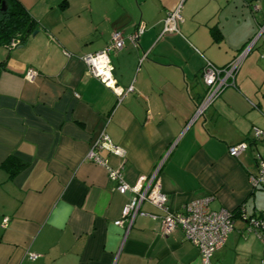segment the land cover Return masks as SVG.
<instances>
[{"label":"crops","instance_id":"obj_1","mask_svg":"<svg viewBox=\"0 0 264 264\" xmlns=\"http://www.w3.org/2000/svg\"><path fill=\"white\" fill-rule=\"evenodd\" d=\"M13 1L33 29L16 47L0 43V264H203L181 229L161 234L162 212L148 202L140 210L156 218L118 224L133 193H119L107 169L86 159L102 132L125 156L97 151L128 184L148 179L159 164L170 211L211 196L213 211L241 206L264 220V188L248 181L264 161V144L251 139L254 127L264 129V33L240 63L235 86L191 121L205 60L221 67L234 59L264 26V0ZM178 6L177 31L163 32ZM139 21L145 30L133 46L127 36ZM114 31L125 39L110 55L113 77L132 86L120 102L81 59ZM238 142L248 147L232 157L228 147ZM8 158L25 165L11 175L17 166L4 167ZM210 261L264 264V237L235 215Z\"/></svg>","mask_w":264,"mask_h":264},{"label":"built area","instance_id":"obj_2","mask_svg":"<svg viewBox=\"0 0 264 264\" xmlns=\"http://www.w3.org/2000/svg\"><path fill=\"white\" fill-rule=\"evenodd\" d=\"M179 8L178 6V8L166 14L163 19V32L172 33L177 31L176 22L178 18H180L178 15ZM144 30L145 24L143 21H139L135 24L132 32L127 36L133 46L137 45L138 39ZM262 33H264V26H261L257 34L244 46L234 59L224 66L219 67L205 60L200 71V79L204 86V91L199 102L195 105L191 121L202 116L205 110L225 88L235 86L234 78L240 63ZM124 39L125 37L121 31H114L107 44L101 50L85 54L81 57L82 61L87 66L88 72L105 86L110 87L116 94L118 102L132 91V86L126 89L118 86L112 73L113 65L110 55L124 46ZM18 44L19 40L17 38L12 39L9 42V47L13 48ZM62 53L64 55L69 54L66 50H62ZM260 58L264 60V51L260 53ZM34 74L35 72L32 69L26 72L28 79H32ZM251 139L254 142L264 144V129L254 127ZM247 147V142H238L228 147V154L232 157H236L242 151L246 150ZM100 149H105L120 157L125 156V150L118 145H114L107 134L102 132L94 146L86 154V159L107 169L108 177L115 182L116 189L119 193H125L126 191L133 193V197L126 202L121 210L122 219L118 221V224H122L123 220H127L129 226L136 215L156 218V214L140 210V204L142 202H148L162 212L159 223V229L162 235H167L176 228L181 229L185 238L198 248L202 256L203 264H219L212 263L210 258L212 254L224 244L227 234L233 228L234 220L231 210H211L208 207L211 196H206L201 199L187 202L183 205L181 211L172 212L168 207L167 196L162 192L157 177L159 164L148 179L142 176L136 184L130 185L124 180L121 168H111L108 165L107 159L99 155L97 150ZM256 164L257 173L250 174L248 181L251 188H264V161L258 160ZM145 180L146 184L144 185L143 182ZM241 216L246 222L247 229L254 231L260 238L264 237V220L256 216L244 215L242 209L240 210V217ZM7 221V217L3 218V227L7 225ZM31 257L34 258L36 255L31 254Z\"/></svg>","mask_w":264,"mask_h":264},{"label":"trees","instance_id":"obj_3","mask_svg":"<svg viewBox=\"0 0 264 264\" xmlns=\"http://www.w3.org/2000/svg\"><path fill=\"white\" fill-rule=\"evenodd\" d=\"M4 1L7 5V9L4 13L0 12V43L10 49L9 42L12 39L17 38L20 41L23 36L33 29V20L30 15L13 0ZM15 164L17 166L16 169L10 170V174L13 175L16 171H19L24 167L25 164L23 162L14 158H8L3 166L11 168ZM240 210L241 206L236 209V213L232 211L233 220L235 215L240 216Z\"/></svg>","mask_w":264,"mask_h":264},{"label":"flooded vegetation","instance_id":"obj_4","mask_svg":"<svg viewBox=\"0 0 264 264\" xmlns=\"http://www.w3.org/2000/svg\"><path fill=\"white\" fill-rule=\"evenodd\" d=\"M6 9H7V5H6L5 1H4V9H0V12L4 13L6 11Z\"/></svg>","mask_w":264,"mask_h":264},{"label":"water","instance_id":"obj_5","mask_svg":"<svg viewBox=\"0 0 264 264\" xmlns=\"http://www.w3.org/2000/svg\"><path fill=\"white\" fill-rule=\"evenodd\" d=\"M0 9H4V0H0Z\"/></svg>","mask_w":264,"mask_h":264},{"label":"rangeland","instance_id":"obj_6","mask_svg":"<svg viewBox=\"0 0 264 264\" xmlns=\"http://www.w3.org/2000/svg\"><path fill=\"white\" fill-rule=\"evenodd\" d=\"M2 45L0 44V48H3V47H1ZM4 49V48H3ZM6 52H7V50H6Z\"/></svg>","mask_w":264,"mask_h":264}]
</instances>
